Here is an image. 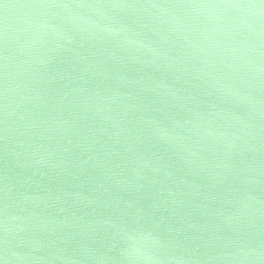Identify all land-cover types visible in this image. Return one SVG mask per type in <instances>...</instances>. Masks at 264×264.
I'll return each mask as SVG.
<instances>
[{
  "label": "water",
  "instance_id": "1",
  "mask_svg": "<svg viewBox=\"0 0 264 264\" xmlns=\"http://www.w3.org/2000/svg\"><path fill=\"white\" fill-rule=\"evenodd\" d=\"M0 264H264V0H0Z\"/></svg>",
  "mask_w": 264,
  "mask_h": 264
}]
</instances>
